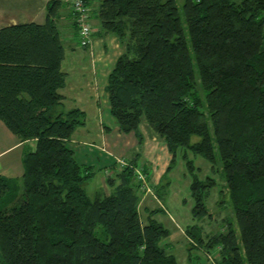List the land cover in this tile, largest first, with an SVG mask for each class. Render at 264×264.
Returning <instances> with one entry per match:
<instances>
[{"label": "trees", "instance_id": "16d2710c", "mask_svg": "<svg viewBox=\"0 0 264 264\" xmlns=\"http://www.w3.org/2000/svg\"><path fill=\"white\" fill-rule=\"evenodd\" d=\"M68 3L49 0L44 22L0 27V118L20 139H36L21 179L0 173V264H180L161 243L169 228L152 214L143 220L137 161H117L114 175L106 168L111 192L86 190L96 171L70 142L86 111L61 108ZM97 15L102 32L125 43L106 85L121 129L142 142L147 119L172 162L183 147L185 157L191 149L215 171L221 165L237 225L211 233L189 225L190 256L206 246L218 250L213 264H264V0H100ZM187 161L194 214L212 216L205 199L217 179ZM140 169L163 197L148 166Z\"/></svg>", "mask_w": 264, "mask_h": 264}, {"label": "rangeland", "instance_id": "374dc122", "mask_svg": "<svg viewBox=\"0 0 264 264\" xmlns=\"http://www.w3.org/2000/svg\"><path fill=\"white\" fill-rule=\"evenodd\" d=\"M178 2L180 6H182L183 0H178ZM61 30L63 33L64 29L61 28ZM110 33L117 35L115 32L112 31ZM97 34L96 42L104 44L103 38L104 34L106 35V31L104 30L103 34H99L98 36ZM64 41L66 50L69 53L67 56V63L75 66L73 76L75 77L80 73L81 68H79V66L81 64H88L89 74V72H91L92 61V56L90 55L89 50L80 43L79 39H74V41ZM121 43L125 46V43L123 41ZM73 46L77 47L78 51L74 50L72 48ZM98 46H100V44ZM108 46V52L104 51L105 47L102 51H100V48H97L95 57L99 60L100 63L102 62L99 68L98 77L101 81V90L103 94L102 97L103 100H105V102L103 103V107L107 109V112L111 113L109 104H105L108 97L106 98L107 90H105L104 85L107 81L106 76H108L110 70L113 68L116 58L119 55L118 52L120 48H117L115 46V43H108ZM86 116V124L78 126L77 129L74 131L73 136L78 139L90 138L91 140H97L101 142V115L100 118L96 114H87ZM132 131L136 134V137L138 139V145L140 146V153L136 152L134 154L136 157L138 156V167L141 168L144 166H148L149 172L153 178L151 184L161 187L164 191V195L163 197H161L153 186L152 191H146L143 193L140 205L143 220H148V216H150L149 214H152V218L160 220L165 224L166 227L169 228V235L164 237L161 240V243H163L167 247V250L169 252H172L176 255L180 264H213L214 260L216 259V256L218 255V250H212L211 253H209L206 246H195L190 256L189 247L191 243L186 234V229L189 225L197 223L203 228V231L205 233H211L225 230L228 221H231L232 223L237 225V218L234 206L230 200L229 191L225 179L223 178V174L221 172L220 163L216 165L215 171L213 168V163L202 154L195 153L191 149H188V156L185 157V149L183 147L178 151L175 160L172 162L173 154L167 148L168 154L163 151V159H167V166L165 167V171H163L161 178L157 181V183H155L156 172L159 169L155 168V165H153L152 161L154 159L151 158L150 155H148V151L145 146V140L149 134H142L143 141L140 142V138L137 135L136 131ZM124 133L128 132L124 131ZM162 139L164 140L163 137ZM197 139H199L198 135H194L192 138V140ZM131 151L132 149L128 151L125 156L131 157ZM96 153L97 152H95V154ZM105 157L106 156L96 161V164L94 165V169L96 171L95 175L89 180H87L84 184L87 192L90 195H94L98 190H107V187L105 189L101 187V185L98 183L100 178H103L106 181L108 174L107 170H109V172L113 175L117 173L114 168H111V166H105L107 162L105 160ZM111 157L113 158V156ZM188 158L194 160L196 165V172L201 178L205 179L209 175H212L217 179L216 183L210 188V193L205 199L208 209L210 210V212H212V216H196L194 214L193 207L195 204V198L192 194L191 189V182L193 180V176L192 171L188 166ZM170 164H172V166L169 168ZM106 168L108 169L106 170ZM106 183L109 188V192L113 190V186L109 185L107 181ZM162 205L163 209L154 210L150 212V209L159 208ZM245 264H248V262L246 261Z\"/></svg>", "mask_w": 264, "mask_h": 264}, {"label": "crops", "instance_id": "0c3cea01", "mask_svg": "<svg viewBox=\"0 0 264 264\" xmlns=\"http://www.w3.org/2000/svg\"><path fill=\"white\" fill-rule=\"evenodd\" d=\"M48 1L49 0H0V27L9 23L31 20L44 22L47 17ZM99 1L100 0L88 1L91 7L92 23L94 26L92 43L88 47L85 46L92 56L91 72H89L88 74V64H81L79 66V68H81L80 73L74 77L73 71L75 66L67 63V56L69 53L66 50V56L62 62V67L68 72V76L66 85L61 88V91L65 95L64 102L61 105V108L66 110L67 108L69 109L78 106L86 111V115L96 114L99 116V118L101 115V142L97 140H91L90 138L78 139L73 135L70 142L75 148L77 158L81 162L95 165L98 159L106 156L105 160L107 162L105 166L108 167L114 165V163L122 158L128 160L133 159L137 161L138 156L136 157L134 154L136 152L140 153V146L138 145L136 134L133 131L124 133L116 117L112 114L111 110V113H109L106 111L107 109L103 107V103L105 102V100H103L102 97L103 94L101 90V81L98 77L99 68L102 62L100 63L99 60L95 57L96 50L97 48H100V51H102L105 47L104 51L108 52V43H115V46L117 48H120L118 52V54L120 55L124 51L125 46L122 45V41L120 40L118 35L112 34L110 32H106V35L104 34V44L96 42V34H103L100 19L97 15V7ZM74 19L75 18L72 15L71 4L68 3L61 9V16L59 18L60 30L61 28L64 29L63 33L61 30V35L64 40L74 41V39H79L77 35V27L73 22ZM99 34H97V36ZM99 44L100 46H98ZM72 48L78 51L77 47L73 46ZM108 76H106L107 81L104 85L105 90L108 82ZM107 97L108 93L106 92V98ZM107 103L110 107L109 97L107 98L105 104L107 105ZM139 129L142 134H149L148 137H146L145 146L148 151V155H150L151 158L154 159L152 161L153 165H155V168L159 169L156 172L155 183H157V181L161 178L163 171H165V167L167 166V159H163V151L168 154V146L165 139H162V136L154 129V127L149 123L147 119L142 120L139 125ZM35 147V138L27 140L20 139V137L6 124V122L0 118L1 174L15 179H21L24 173V165L22 160L23 152L25 149H34ZM131 149L132 156L126 157L125 154ZM95 152L97 153L95 154ZM111 156H113V158ZM149 175L150 181H152L153 178L150 173ZM106 181L105 179L100 178L98 183L105 189L107 187V190L105 191L109 193V188Z\"/></svg>", "mask_w": 264, "mask_h": 264}, {"label": "built area", "instance_id": "2783aa9c", "mask_svg": "<svg viewBox=\"0 0 264 264\" xmlns=\"http://www.w3.org/2000/svg\"><path fill=\"white\" fill-rule=\"evenodd\" d=\"M71 6L74 9L75 20L78 26V38L83 46H90L93 40L94 26L92 23L91 7L88 0H69ZM121 166L126 164L125 159H119ZM138 176L143 180V187L147 191H152V187L149 184L146 174L137 168Z\"/></svg>", "mask_w": 264, "mask_h": 264}]
</instances>
